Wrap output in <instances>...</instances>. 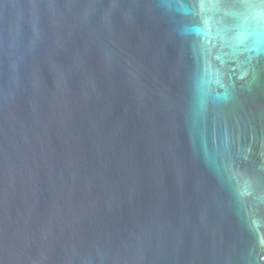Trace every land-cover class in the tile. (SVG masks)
Here are the masks:
<instances>
[{
	"label": "water",
	"instance_id": "1",
	"mask_svg": "<svg viewBox=\"0 0 264 264\" xmlns=\"http://www.w3.org/2000/svg\"><path fill=\"white\" fill-rule=\"evenodd\" d=\"M0 264H264V0H0Z\"/></svg>",
	"mask_w": 264,
	"mask_h": 264
}]
</instances>
